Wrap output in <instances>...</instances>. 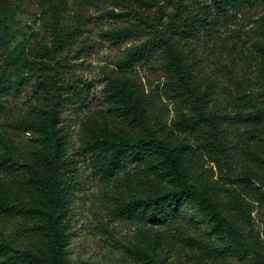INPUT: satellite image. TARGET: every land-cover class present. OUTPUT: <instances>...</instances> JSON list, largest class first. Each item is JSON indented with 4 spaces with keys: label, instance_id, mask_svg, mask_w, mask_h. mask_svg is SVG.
I'll list each match as a JSON object with an SVG mask.
<instances>
[{
    "label": "rangeland",
    "instance_id": "374dc122",
    "mask_svg": "<svg viewBox=\"0 0 264 264\" xmlns=\"http://www.w3.org/2000/svg\"><path fill=\"white\" fill-rule=\"evenodd\" d=\"M196 1L183 0V6L196 11L207 2ZM7 2L14 10L5 36L10 51L17 45L28 50L52 48L48 0ZM54 2L61 3L63 34L69 38L56 56L45 60L51 66L48 73L70 88L65 95L71 100L61 112L67 142L62 159L73 171L64 180L62 193L66 263L147 264L148 250L159 264H258L255 252L244 250L239 237L264 259V123L259 116L264 110L260 49L264 1L242 12L236 9L226 18L213 11L217 23L211 33L202 30L193 37H176L196 86L209 96L206 106L217 118L222 154L204 133L206 126L194 119V100L179 94L162 44L151 37L165 30L178 0ZM121 30L138 35L112 40L110 34ZM137 47L147 48V55L124 62ZM5 62L0 57V71ZM16 71L14 66L9 69L8 82L0 92V137L6 136L16 151L10 162L0 142V198L6 195L15 202H28L36 191L41 152L47 148L34 142L33 131L22 122L33 119L37 104L54 91L40 86L44 71L38 67L21 79ZM111 82L134 95L144 125L132 123L121 104L110 97ZM148 130L185 150L191 184L218 203L238 236L209 225L191 202H180L185 223L156 229L162 234L159 238L148 237L142 224L120 214L122 203L169 194L174 187L161 170L159 155L144 163L128 160L115 175H107L98 161L97 144ZM2 241L11 243L9 254L16 264H29L22 257L24 250L39 253V263L34 264H47L48 239L28 232L22 220L5 219L0 212Z\"/></svg>",
    "mask_w": 264,
    "mask_h": 264
},
{
    "label": "trees",
    "instance_id": "16d2710c",
    "mask_svg": "<svg viewBox=\"0 0 264 264\" xmlns=\"http://www.w3.org/2000/svg\"><path fill=\"white\" fill-rule=\"evenodd\" d=\"M201 1L198 0V2ZM263 1L207 0L206 4H199L198 10L189 11L183 6V0H178L177 10L170 17L165 30L151 34V37L158 39L159 45L162 44L168 66L173 74V83L179 94L194 100V119L206 126L204 133L211 140L216 151L221 154L225 148L217 134V118L208 111L206 106L209 96L196 86L189 65L179 51L176 37L180 35L184 38L193 37L202 30L211 33L213 26L217 23L212 14L213 11L218 16L226 18L236 9L242 12L243 8ZM48 4L50 24L54 35L52 48L45 45L37 50H28L23 45H17L10 51V42L5 36L10 30L8 20L14 10L9 7L7 0H0V48L2 49L0 57L6 59L0 71V92L8 82L9 69L13 66L17 69L15 75L20 79L25 72L33 71L35 67H38L39 70L44 71V78L40 81V86L45 90L50 88L54 91V95L50 96L47 93L46 98L37 104L35 107L36 116L33 119L22 122L23 126L33 131L34 142L47 148L41 152V167L35 173L34 188L36 191L33 193L34 196L28 202L24 200L15 202L4 195L0 198V212L5 219L22 220L28 232H32L34 235H44L48 239L49 251L45 253L44 257L47 264H67L65 259L67 235L63 227L64 201L62 193L63 182L73 171L66 166L62 159L67 142L64 128L61 126V112L64 105L71 100L65 95L70 88L60 85L59 78L48 73L51 66L45 60L49 55L56 56L57 51L62 45L68 43L69 38L63 34L61 3L48 0ZM158 22V28L164 26L160 19ZM260 28L264 34V26ZM136 35H138L136 31L121 30L112 32L110 37L112 40L120 42ZM260 47L264 55V44L261 43ZM147 53V48L137 47L124 58V62L134 60L137 56L144 57ZM35 58L41 60H35ZM19 67H23V69L19 70ZM107 91L111 98H115L121 104L132 123L139 127L144 125L142 110L133 94H129L123 86L115 82L109 84ZM259 116L260 121L264 123V110L259 111ZM0 142L4 143L6 156L11 162L16 154L14 146L9 143L6 136L0 137ZM97 145L101 152L98 159L101 169L110 176L115 175L128 160L144 163L154 155L162 157L161 170L166 172L174 190L169 194H153L150 197L130 200L118 206V211L122 216L130 221L140 223L146 228L148 237L159 238L162 234L155 231L156 229L185 223L180 207L182 201L196 204L200 215L216 230H228L238 236L224 218L218 203L195 189L191 184V177L184 166L186 152L173 141L163 140L148 130L141 131L134 137L107 140ZM26 162L28 161L26 160ZM239 238L244 250H253L258 258V264H264L262 255L250 247L244 238ZM10 250V242L2 241L0 243V259L3 264L17 263L16 259L9 254ZM144 254L147 264H159L148 250ZM22 257L27 259L29 264L39 263L40 260L39 253L31 250H24Z\"/></svg>",
    "mask_w": 264,
    "mask_h": 264
}]
</instances>
